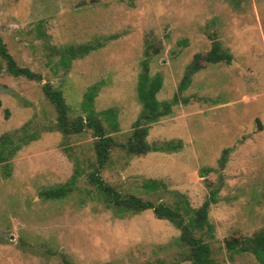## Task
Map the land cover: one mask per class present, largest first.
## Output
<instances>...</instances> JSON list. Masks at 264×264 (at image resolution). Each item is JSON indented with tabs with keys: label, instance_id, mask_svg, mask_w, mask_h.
I'll list each match as a JSON object with an SVG mask.
<instances>
[{
	"label": "rangeland",
	"instance_id": "obj_1",
	"mask_svg": "<svg viewBox=\"0 0 264 264\" xmlns=\"http://www.w3.org/2000/svg\"><path fill=\"white\" fill-rule=\"evenodd\" d=\"M212 40L229 64L203 60ZM0 42L16 67L41 78L9 74L0 56V142L19 144L12 155L0 147V264H191L176 224L150 210L118 212L88 183L91 133L59 131L41 91H59L69 119H84L81 102L95 85L92 111L119 145L140 116L145 51L148 76L162 80L156 100L172 102L145 141L177 148L136 156L114 146L98 176L122 197L182 212L184 222L213 191L210 232L195 236L216 264H258L228 253L224 240L264 228V0H0ZM81 45L100 46L59 64L63 49ZM196 55L200 69L177 91ZM69 181L66 196L42 197Z\"/></svg>",
	"mask_w": 264,
	"mask_h": 264
},
{
	"label": "trees",
	"instance_id": "obj_2",
	"mask_svg": "<svg viewBox=\"0 0 264 264\" xmlns=\"http://www.w3.org/2000/svg\"><path fill=\"white\" fill-rule=\"evenodd\" d=\"M100 45L96 46L99 47ZM96 46L81 45L63 49L59 58V64L65 67L69 60L83 56ZM0 56L6 62V69L9 74L15 77L22 76L30 80L40 81L41 78L38 74H34L25 68L16 67L12 58L5 52L1 42ZM144 56L145 59L141 60L139 65L140 73L136 78V97L141 107L140 116L135 126L131 128V131L126 137L125 142L119 145H115L110 137L105 136L103 127L97 117V114L92 111L91 101L95 96V85L86 91L83 96L84 102H81L83 105L80 109L85 114L84 119L81 117L69 119L61 93L57 90L51 89L48 84L42 85V94L54 109L56 115V128L59 131L64 134H80L85 130H88L91 133L93 138L92 150L95 158V167L94 170L88 175L87 180L90 185H92L104 195L105 199L110 205L115 207L118 212L131 211L133 213L150 210L157 218L165 219L176 224L179 228V241L187 249V260L190 261L191 264H216L210 256L211 254L209 247L203 243L201 239L195 236V232L201 231L204 228L208 233L210 232V226L207 221V211L210 206L209 204L215 203L212 199L214 195L213 191H210L208 199L204 201L199 208L192 210V212L189 213L187 222H184L182 212L173 211L170 207L161 204L153 205L150 202L142 201L132 195L122 197L111 187L104 184L98 176L99 169H101L107 162L109 157L108 153L114 146H119L127 155L136 156L143 155L148 152H168L177 148L175 147L174 143L169 142L165 144L164 149H160L159 146H161V144L149 145L145 141L147 127L160 118L167 116L169 114L172 102H159L156 100L155 96L161 87L162 80L158 74H155L152 77L148 76L147 58L149 54L145 51ZM200 59V55L194 56V61L180 80L177 91L184 90L187 87L189 76L193 72L200 69ZM203 60L209 64H216L220 62L229 64L230 55L224 51H220L218 43L212 40L210 50L205 54ZM101 114L103 115V120L108 121L107 124L109 129L115 131V123L112 120L113 118H111L112 114H109L108 112H101ZM5 138L6 137H4L0 142V147H2L3 150V147L8 144L9 150L7 152L9 155H12L13 151L19 147V144L13 145L11 141ZM1 151L0 162L4 158V153ZM227 152V149H223V152L218 159L219 167L224 166ZM71 188L72 181H69L64 186L43 191L41 195L45 199H59L66 196ZM179 208L184 210L182 207ZM224 248L230 254L249 253L254 257L258 264H264V228L253 234L252 237L241 241L239 240V237H229L224 240ZM157 264L163 263L159 262Z\"/></svg>",
	"mask_w": 264,
	"mask_h": 264
}]
</instances>
